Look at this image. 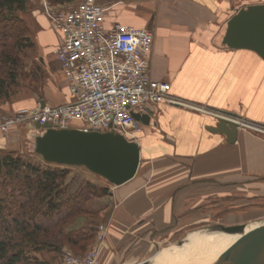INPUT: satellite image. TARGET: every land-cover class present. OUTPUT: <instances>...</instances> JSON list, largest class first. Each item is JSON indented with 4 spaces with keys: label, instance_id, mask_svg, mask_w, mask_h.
I'll use <instances>...</instances> for the list:
<instances>
[{
    "label": "crops",
    "instance_id": "crops-1",
    "mask_svg": "<svg viewBox=\"0 0 264 264\" xmlns=\"http://www.w3.org/2000/svg\"><path fill=\"white\" fill-rule=\"evenodd\" d=\"M99 1L109 5L106 26L119 22L153 31L150 74L168 82V93L180 103H160L142 114L148 121L139 122L142 128L135 135L140 161L133 177L117 186L102 180L110 206L102 209L107 211V235L98 262L108 241L129 242L142 229L149 235L151 224L177 231L190 222L202 223L206 215L220 216L217 204H230L238 190L252 195L257 190L264 196V58L251 49L221 43L226 21L236 9L264 0ZM43 7L48 38L37 53L48 80L41 94L2 104L7 112L41 100L49 105L69 100L60 64L51 53L55 37ZM59 75L61 81H56ZM218 116L238 122L231 141L214 130ZM12 129L38 131L30 125ZM7 132L0 137L2 146L8 143ZM254 216L250 219L264 214Z\"/></svg>",
    "mask_w": 264,
    "mask_h": 264
},
{
    "label": "built area",
    "instance_id": "built-area-1",
    "mask_svg": "<svg viewBox=\"0 0 264 264\" xmlns=\"http://www.w3.org/2000/svg\"><path fill=\"white\" fill-rule=\"evenodd\" d=\"M43 6L55 37L51 53L60 64L69 100L57 105L37 102L4 114L1 131L47 122L55 128L113 130L134 140L142 124L132 112L144 114L160 103H180L168 93V82L150 74L151 29L119 22L106 26L109 5L99 0L43 2ZM98 248L83 258L64 250V263L97 264Z\"/></svg>",
    "mask_w": 264,
    "mask_h": 264
},
{
    "label": "rangeland",
    "instance_id": "rangeland-1",
    "mask_svg": "<svg viewBox=\"0 0 264 264\" xmlns=\"http://www.w3.org/2000/svg\"><path fill=\"white\" fill-rule=\"evenodd\" d=\"M42 1L55 5L48 0ZM71 2H76V0H72ZM42 6L43 5L41 4V0H26L25 10L16 11L18 17L28 28L27 36L29 37L32 45L24 47L18 52L21 64L17 70L16 84L11 86V91L8 97L0 99V117L4 114L14 112H7L3 110L1 106L2 104L8 103L9 105H11L14 102L18 103L21 100L41 94L42 86L48 80L49 75L44 67L42 59L38 57L37 53V46L40 47V45H43V42L41 41H46L48 38L42 14ZM5 40L6 44L11 43L10 38H6ZM51 67L55 68V65L52 64ZM57 70L58 65L56 63V71ZM56 81H61L60 75L56 77ZM17 126L21 125H16V127ZM12 128H9L7 130L8 132L5 131L7 133H11H9L7 136V145H0V155L9 153L14 157H20L25 162L39 165L42 168H62L65 171V177L63 181L64 185H71L73 187L81 180L90 181L91 183L98 186H103L104 181L102 180L105 179L89 171L83 166L59 165L55 163L45 162L42 157L33 150L34 138L32 139V135L35 132L40 133L41 131H31L30 133L26 132V129L14 131ZM5 132L0 130V137L4 136L3 134ZM2 179L3 178L0 175V183ZM0 191L1 193H4L1 186ZM256 191H254V193L252 192V195L251 193L244 192L243 190H238L237 199L231 200L230 204L228 201L224 202L223 200H221L217 204L220 205L218 206L221 210L220 216L210 217L206 215L202 223L190 222L188 226H184L177 231H175L174 226L172 227L164 225V227H155L154 224H151L148 227V229L150 228L152 230L149 235L146 234V232H143L142 229V231L136 234L135 237L129 239V242L122 243L120 241H108V247L103 250L99 262L97 256V263L140 264L144 260H147L149 264L153 260L160 257L164 251H168L169 253H171L170 251L173 248L179 247L180 244L178 245V242L184 241V237L188 233L194 232L198 228H207L210 225L217 223L230 224L234 222L241 223L253 220L254 218L250 219V217H253L255 214H264V196L258 194L259 191L256 193ZM86 204L87 212L76 214L62 224V229L65 232L71 231L78 237V241L76 244L65 242L63 237L54 234L55 239H53V242H55V245L58 244L60 246L58 250L53 248H45L36 251L31 250L28 252V255L32 257V259L34 258L37 261H47L51 264H65L63 257L64 250L70 251L77 257L83 258L87 252L95 249L96 246L100 247L102 245V239L105 238V235H107L105 227L103 230L99 229V225L105 226V221L103 218L107 211L102 212V209L103 207H109L110 202L106 195L100 197H91L90 199H88ZM253 208H256V210H254ZM90 227L94 228L91 238L87 240L80 239L82 234L89 232ZM204 258L205 255L203 256V259L199 261L192 260L189 262V264L202 262ZM35 264L39 263L36 262Z\"/></svg>",
    "mask_w": 264,
    "mask_h": 264
},
{
    "label": "trees",
    "instance_id": "trees-1",
    "mask_svg": "<svg viewBox=\"0 0 264 264\" xmlns=\"http://www.w3.org/2000/svg\"><path fill=\"white\" fill-rule=\"evenodd\" d=\"M53 4L72 0H48ZM26 0H0V99L8 97L16 84L20 66L18 52L31 41L28 28L16 11H24ZM6 38L11 39L6 44ZM3 174V175H2ZM0 264H51L37 261L28 255L33 250L53 248L54 234L65 242L76 244L78 237L65 232L62 224L76 214L87 212L86 202L91 197L108 193V187L90 181H79L75 186L64 185L62 168L40 167L6 153L0 155ZM94 231L82 234L89 239Z\"/></svg>",
    "mask_w": 264,
    "mask_h": 264
},
{
    "label": "water",
    "instance_id": "water-1",
    "mask_svg": "<svg viewBox=\"0 0 264 264\" xmlns=\"http://www.w3.org/2000/svg\"><path fill=\"white\" fill-rule=\"evenodd\" d=\"M221 43L230 48H246L264 58V3L240 6L227 19ZM44 101H40L43 105ZM231 115L229 112H224ZM135 120L146 123L140 113L132 112ZM238 122L218 116L215 131L225 133L231 141ZM41 131L33 139V150L45 162L59 165L83 166L117 186L134 176L139 161V146L113 130H84L75 127L55 128L49 123L35 122ZM259 227L255 235L239 248L216 258L211 264H264V217L254 220ZM253 221L236 224L217 223L215 228L227 233H241ZM181 244V241L178 242ZM144 260L140 264H147Z\"/></svg>",
    "mask_w": 264,
    "mask_h": 264
},
{
    "label": "bare ground",
    "instance_id": "bare-ground-1",
    "mask_svg": "<svg viewBox=\"0 0 264 264\" xmlns=\"http://www.w3.org/2000/svg\"><path fill=\"white\" fill-rule=\"evenodd\" d=\"M258 227V222L253 220V223L241 233H227L215 228H198L188 233L184 241L178 244L179 247L173 248L171 253L164 251L149 264H189L192 260L203 259L204 255V260L195 264H211L216 258L245 244L255 235Z\"/></svg>",
    "mask_w": 264,
    "mask_h": 264
}]
</instances>
